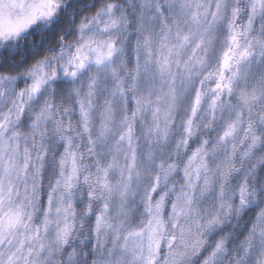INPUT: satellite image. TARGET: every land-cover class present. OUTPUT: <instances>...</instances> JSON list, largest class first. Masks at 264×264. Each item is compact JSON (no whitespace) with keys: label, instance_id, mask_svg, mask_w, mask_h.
Wrapping results in <instances>:
<instances>
[{"label":"clouds","instance_id":"1","mask_svg":"<svg viewBox=\"0 0 264 264\" xmlns=\"http://www.w3.org/2000/svg\"><path fill=\"white\" fill-rule=\"evenodd\" d=\"M0 264H264V0H0Z\"/></svg>","mask_w":264,"mask_h":264}]
</instances>
